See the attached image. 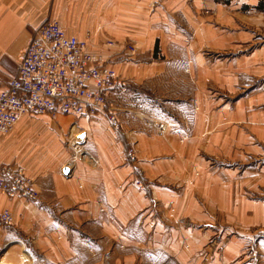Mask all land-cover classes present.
<instances>
[{
	"label": "crops",
	"instance_id": "obj_1",
	"mask_svg": "<svg viewBox=\"0 0 264 264\" xmlns=\"http://www.w3.org/2000/svg\"><path fill=\"white\" fill-rule=\"evenodd\" d=\"M156 1L0 0V91L16 75L42 24L57 21L76 35L80 30L65 28L61 20L84 12L102 15V31L118 43L113 49L107 45L103 54L118 52L117 62H129L126 44L135 46L133 81L139 96L144 88L167 93L171 71L188 93L185 108H200L193 117L194 132L182 141L174 134L144 131H155L159 121L136 108L129 113L132 120L121 119L118 133L105 115H57L74 117L76 138H27L23 133L39 122L50 124L53 133H61L62 126L49 115L23 117L7 138H0V165L24 166L39 199L0 194V213L8 211L13 218L6 229L0 225V264H262L247 229L264 230V201L239 196L235 170L209 169V161L264 158L260 0H163L164 6ZM80 4L89 11L73 10ZM239 12L257 19V28H242ZM161 15L193 30L172 34L167 18L158 20ZM211 18L221 19V26ZM207 51L232 55L213 60ZM208 85L233 94L232 101L214 100ZM119 93L109 95V112L114 101L131 95ZM41 126L46 125L36 127ZM129 148L135 151L133 159ZM65 166L69 175L63 173ZM251 168H243L246 178L258 175ZM261 178L243 182L254 189L264 186V166ZM216 237L221 245L207 255Z\"/></svg>",
	"mask_w": 264,
	"mask_h": 264
},
{
	"label": "built area",
	"instance_id": "obj_2",
	"mask_svg": "<svg viewBox=\"0 0 264 264\" xmlns=\"http://www.w3.org/2000/svg\"><path fill=\"white\" fill-rule=\"evenodd\" d=\"M122 81L86 40L69 35L57 21L49 20L32 35L16 75L0 91V134H10L25 116L59 114L76 117L105 115L108 95L121 89ZM34 180L20 165L0 167V194L38 198ZM1 221L9 222L4 212Z\"/></svg>",
	"mask_w": 264,
	"mask_h": 264
},
{
	"label": "rangeland",
	"instance_id": "obj_3",
	"mask_svg": "<svg viewBox=\"0 0 264 264\" xmlns=\"http://www.w3.org/2000/svg\"><path fill=\"white\" fill-rule=\"evenodd\" d=\"M97 1L100 2V0H95V2ZM155 4H160L164 6L163 0H157ZM73 10L89 11V9L87 8V5H84V4H80L77 8H74ZM259 10L264 11V0H260ZM205 15L207 16L210 15V12L206 10ZM158 17H159L158 20H165V18H167V21L171 25L169 32H171L172 34H179V32L183 33V31L185 32V31L193 30V29H187L185 27L184 28L180 27L178 24H176L175 20L172 19V16L161 15ZM236 17L238 18L239 22L241 23L242 28L244 29L249 28V27H254L256 29L259 24L257 22V19L250 18L249 15L247 14L243 15V13L241 14L239 12L238 14H236ZM101 18H102V15L82 12V13H78L74 15L73 14L64 15L65 20L64 19H63L64 21L61 20V23L67 29L68 27H74L76 28V30L79 29L80 30L79 32H75L76 35L74 34L72 35L78 37L79 39L86 40V42L89 43V48L91 46V48H93L95 53L102 56L103 59L107 61V65L115 72L116 76L122 81L123 86L121 87V89L114 90L110 92L109 95L114 92H118V91L121 92L119 93V95L127 94L126 96H129L131 94L129 97L118 98L116 101H114L115 107L112 111L115 113L118 126H114L111 123V121L108 119V117L103 118V119H105V121L109 123V125L112 127L113 130L116 131V133H118L121 129V124H122L121 119L125 120L126 122H129L130 120H132L131 117H133L131 114L129 116V113L138 111V110H134L135 108L142 109L147 114L154 115L156 120L159 121L156 124L155 131H151V130L147 131V128L144 127L143 129L147 133L156 134V135L170 133V134H174L176 137L181 138L180 139L181 141L183 140V138H188L191 135V133H193L195 130L193 117L196 115V112L200 110V108L196 104H193L195 107H192L191 110H189L188 108H185L186 101L188 100L189 96H188V93L185 91V89L182 87L183 83L178 82L177 76L174 77L176 72L173 73L170 71V76L168 77V79H169V82H172V84L168 83L169 89L167 93H165L164 89L160 91L158 90V88L153 89V90H147L144 88L143 91H146V92L142 93V97L139 96L138 95L139 91H137V89L139 88L135 86V83L133 81V75H135L134 66H135L136 61L134 60V57L132 55L137 57V53H136L137 50L135 46L129 41V43L126 44V51L129 53L130 61L124 62V63L117 62V60L114 59V56L117 55L118 52L117 53L113 52L111 54L109 53L103 54L101 51L106 50L109 47H112L110 49H113L114 47L118 46V43L116 39H112V38L108 39L107 35L102 31ZM209 22L212 24H218L219 26H221V23L223 21L221 19L217 21L215 20V18L214 19L211 18ZM174 27H177V29L174 30ZM259 31L260 30H258V32ZM257 36H261V34H257ZM187 37L188 39H191L193 38V35L189 33ZM104 45L106 47L103 48ZM158 48L159 47L156 46L155 54H157ZM159 51H161V49H159ZM205 53L207 56H211L213 60L217 58L222 59V57L223 58L228 57L229 54L232 55L230 52L221 53L220 51H217V52L207 51ZM156 57H157V60L161 59L159 52L156 55ZM174 65L175 66L180 65V63L179 64L174 63ZM128 67H130V70H128ZM183 70L186 74L190 72L188 67H184ZM207 87H208L207 93L211 94V97L214 100H224L227 102L232 101L233 96H234L233 94H229L227 92L216 91L212 85H208ZM135 89L136 91H134ZM240 92L241 94H244L246 91L244 89V90H241ZM109 95H108V98H109ZM50 117L49 118L51 120L57 119L59 121V124L63 127V128L62 127L59 128L61 129V133L60 132L53 133L52 128L49 127L50 124L39 122L36 126H40L41 124H43V126L46 125L49 128L46 126L44 127L41 126V128H37L36 126H33L30 130L24 132L23 135H28L27 138H51V137L76 138L75 137L76 130L73 128V124H72L74 122V117H65V116H55V117L50 116ZM9 135L2 136L0 134V138H7ZM16 136L17 135H13V138H16ZM134 152L135 151L133 148H129L128 153H129L130 159L134 158V154H135ZM5 164L20 165L16 162H11V163H3L0 165V167ZM263 166H264V158L262 160H258L256 158H249V159L245 158L243 160L242 159H238V160L226 159L225 161H222V160H216V161L214 160L212 162L209 161V169L211 168L210 169L211 171L212 169L213 170L216 169V170H224L222 173H226L229 170H233V171L235 170V172H237L236 181L239 182L240 184L239 196L241 195L244 198L247 197V198H251L254 200H261V201H264V186H262L261 184H257L256 189H254L255 187L253 186L249 187L248 183L243 182V181H245L246 179L252 180V178L254 177L253 183L259 182L260 181L259 179H262L261 169L263 168ZM244 167H252L251 170H253L255 174L258 173V175H251L250 177L246 178V176L243 175V173L245 172L244 171L245 169H243ZM65 169H67V172L64 171ZM63 173L69 175L70 169H68V167L65 166L63 168ZM35 188H36V185H35ZM14 197H17V196H14ZM19 197H22V196H19ZM9 198H13V197H9ZM26 199L30 200L28 198ZM38 199H39V191H38V198L36 200H30V201H37ZM3 213L4 212L0 213V220H2L1 215ZM12 223H13V218L11 217V220L9 222L1 221L0 225L3 226L2 229H6L4 228V226L5 227L11 226ZM227 224L233 225L235 228L239 230L245 229L244 226H242L241 224L238 225V223H232V224L227 223ZM260 229H263V228H257V226L253 225L247 230H249L250 233L254 235L252 239V241L255 242L254 249L255 251L261 252V259H262V264H263L264 255L262 254V252H264V244L263 245H259V244L264 243V230H260ZM219 245H221L220 240L217 237L213 238L207 246V248H209L207 255L213 256L216 253ZM258 245L260 248H258ZM250 255L254 257V256H257L258 254H255L253 251H250Z\"/></svg>",
	"mask_w": 264,
	"mask_h": 264
},
{
	"label": "water",
	"instance_id": "obj_4",
	"mask_svg": "<svg viewBox=\"0 0 264 264\" xmlns=\"http://www.w3.org/2000/svg\"><path fill=\"white\" fill-rule=\"evenodd\" d=\"M64 171L67 172V169H65Z\"/></svg>",
	"mask_w": 264,
	"mask_h": 264
}]
</instances>
